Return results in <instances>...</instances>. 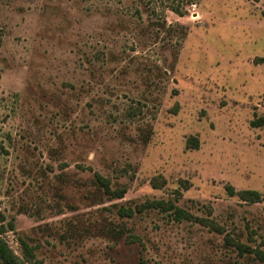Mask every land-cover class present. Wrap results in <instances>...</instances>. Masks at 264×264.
<instances>
[{
	"label": "rangeland",
	"instance_id": "1",
	"mask_svg": "<svg viewBox=\"0 0 264 264\" xmlns=\"http://www.w3.org/2000/svg\"><path fill=\"white\" fill-rule=\"evenodd\" d=\"M259 58L264 0H0V227L12 252L23 264H258L225 238L264 250V199L227 192L264 195ZM155 201L193 219L117 214Z\"/></svg>",
	"mask_w": 264,
	"mask_h": 264
},
{
	"label": "trees",
	"instance_id": "2",
	"mask_svg": "<svg viewBox=\"0 0 264 264\" xmlns=\"http://www.w3.org/2000/svg\"><path fill=\"white\" fill-rule=\"evenodd\" d=\"M257 63H264V58H259L256 60ZM252 127H262L264 126V120L258 119L254 120L251 123ZM188 146L190 149H196L198 148V141L196 138H190L188 140ZM89 170V169H88ZM90 172L94 174L96 185L99 189L103 190L105 194L111 196L115 200H122L124 199L127 191L124 187L115 188L112 185V182L102 176L100 173L95 172L90 169ZM227 192L229 196L233 197L235 195H239L240 199L244 202L249 203H260L264 199V195L260 193L259 191L255 190H243L237 193L233 187L229 186L227 188ZM146 208L149 209H159L163 212H173L175 218L177 220H190L193 219L191 215H189L186 211L176 206V204L172 202H166V201H155L151 203H145L140 206H136L135 208L132 207H125L120 206L117 210V214L120 218H132L136 214L143 212L146 210ZM200 222H202L205 226L211 227L215 231L219 232L220 234H223V231L221 228L218 227L214 222L209 220H203L199 219ZM108 229V233L115 239L120 240L127 236L126 238H133L136 239L135 236L126 235L123 231L117 230L112 227H106ZM4 225L0 227V261L3 264H23L19 257H17L10 247L8 246L7 242L3 239L2 235L5 233ZM9 230L14 231L15 225L13 222L9 223ZM19 242L22 246L23 253L28 261L35 260V249L30 246L28 240H26L23 237H19ZM226 245L228 247L234 246L235 249L238 251V254L242 258H251L255 260L258 264H264V250L260 248H252L249 245L242 243L240 241L235 242L230 237L225 238ZM35 264H41L37 261H35Z\"/></svg>",
	"mask_w": 264,
	"mask_h": 264
}]
</instances>
